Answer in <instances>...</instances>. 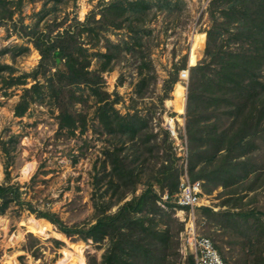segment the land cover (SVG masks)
<instances>
[{
    "label": "rangeland",
    "instance_id": "rangeland-1",
    "mask_svg": "<svg viewBox=\"0 0 264 264\" xmlns=\"http://www.w3.org/2000/svg\"><path fill=\"white\" fill-rule=\"evenodd\" d=\"M110 1L24 0L18 6L17 2L9 0L3 6L6 15L0 19V64L11 67L0 71V184H18L20 197L12 200L4 211L0 206V264H61L66 251H70L71 261L75 263L79 257L78 246L83 248L84 264L93 261L103 264L110 238L97 242L82 234L63 232L64 236L59 237L52 233V230L61 232L53 223L49 224L47 233L31 231L29 217H36L43 224L49 221L32 212L28 204L56 213L68 226L88 227L104 213V208L106 213L116 212L126 200L140 195L148 184H152L161 197L169 194L167 188L163 190L157 182L162 177L161 165L167 162L164 161L167 153L163 143L166 131L172 143L174 165L180 172L179 182L184 168L189 169L192 150L187 132L188 93L194 67L191 63L197 61V65L211 60L207 52L208 30L214 22L209 9L211 0H172L167 9L153 6L144 21L133 16L124 20L123 28L109 26L107 30L97 29L98 37L87 31L80 36L89 55L88 69L93 71L99 72L106 60L100 52L106 51L107 39L120 44L122 49H117L118 53L113 56L112 68L101 71L103 89L109 94L110 105L120 115L137 112L148 117L149 126L142 132L144 139L145 135L153 134L148 137L154 146L152 151L143 147L139 136L132 139L129 134L106 131L98 117V108L105 102L88 83L73 85L75 96L61 99L65 108L80 114H74L77 128L61 127L59 101L52 95L47 77L57 67H64V59L58 56L57 67L52 66L43 73V67L39 68L42 54L34 45L33 35L27 33L38 31L55 36L65 28L80 32L82 27L75 25L74 19L85 20L92 11L100 18L104 2ZM227 30L221 37L225 48L246 46L233 34V24ZM200 32L206 33V39L202 46H199L202 40L197 46L198 38L202 39ZM184 66H191L189 80L180 78V69ZM35 70L45 87L26 113L17 116L15 109L24 87H30L35 80L28 76L26 85H8L6 81L11 80V76L31 75ZM261 72L264 78V64ZM76 96H80L78 101H75ZM178 115L183 118V124L175 121L183 137V150L177 146V140L171 138L167 124L168 117ZM137 146L139 151L136 152ZM109 149L121 153L126 169L134 170V177L125 176L126 183L119 175L107 173L112 158L108 157ZM259 151L255 158L257 163L264 161L261 155L264 149ZM218 162L214 161L210 168ZM29 163H34L35 167L29 176H23L22 170ZM214 189L210 196L208 193L205 196L203 186L201 205L196 212L202 205L227 212L212 216L211 220L198 212L199 231L214 240L229 264H264V173H253L239 183L218 185ZM174 194L168 202L176 206ZM161 201L158 204L168 215L160 212L155 215V221H158V228L168 229L170 235L167 250L156 255L155 261L193 264L192 258L181 252V232L187 224L182 208L178 205L177 209L165 207ZM248 210L254 214L247 220L230 217V212ZM189 213L187 210L186 215Z\"/></svg>",
    "mask_w": 264,
    "mask_h": 264
},
{
    "label": "trees",
    "instance_id": "trees-1",
    "mask_svg": "<svg viewBox=\"0 0 264 264\" xmlns=\"http://www.w3.org/2000/svg\"><path fill=\"white\" fill-rule=\"evenodd\" d=\"M8 1L0 0V19L5 18L6 11L2 9ZM10 1L17 2L18 6L24 2V0ZM104 3L100 18H97L96 12L92 11L85 20L74 19V24L82 27L80 32L65 28L55 36L38 31L27 34L33 35L34 45L42 54L39 68L43 67V73L49 71L52 66L57 67L55 62L58 56L64 59V67H57L56 71L50 72L47 77L51 93L59 101L61 127L77 128L74 114H78L65 108L61 104V99L70 95L75 96L74 90L71 89L73 85L88 83L93 92L99 95V99L105 102L98 108V117L104 123L106 131L114 134H129L132 139L139 136L143 140L141 142L143 147L152 151L154 146L150 144L148 137H152L153 134L145 135L144 139L142 132L149 126L148 117L137 112L120 115L110 105L109 94L103 89L104 79L101 71L112 68L110 63L113 56L118 53L117 49L121 48L120 44H113L107 39L106 51L100 52L106 60L98 72L88 69L89 55L86 54L87 48L82 44L80 36L83 31H87L91 34L95 33L94 37H98L97 29L103 31L109 26L123 28L124 20L133 16L144 21L150 15L153 6L167 9L166 7H170L173 1L157 0L154 3L152 0H111L109 3ZM209 9L214 20L208 30L207 43V52L211 60L197 65H195L197 61L191 63L194 67L191 69L187 122L192 150L188 173L193 180L205 179L208 184L210 182L209 185L204 182L207 191L218 185L228 186L239 183L253 173H264V161L259 163L255 161L257 152L264 149V78L261 72L264 64L262 55L264 0H211ZM9 15L11 16L12 13ZM230 24L235 28L233 34L242 39L246 46L240 45L235 49L225 48L221 37L224 30L228 31ZM199 34L202 39L198 38L197 46L200 40L203 42H200L199 46H202L206 33ZM10 67L9 64H0V71ZM35 71L31 75L11 76V80L6 81L8 85H26L28 76H33L35 80L30 87H24L20 102L15 109L17 116L26 113L31 103L38 100L45 87L38 79V70ZM76 97L75 101H78L80 96ZM83 123L85 128L86 121L84 120ZM165 134L163 143L167 157L164 161L167 162L162 163L160 169L162 177L158 178L157 182L161 184L163 190L167 188L171 196L179 188L180 172L174 165L175 156L173 157L169 134L167 131ZM257 140L261 142L258 143ZM138 148L139 146L136 152L139 151ZM141 150L144 152L142 148ZM112 151L114 150L108 151V157L112 158L111 169L107 173L119 175L120 179H123L122 182L126 183L125 176L134 177V170H127L121 153ZM214 161L219 162L210 168ZM148 185L140 195L121 204L116 212L106 213L104 208V213L99 214L96 221L88 227L68 226L56 213L38 210L32 204L28 206L32 212L55 224L58 230L66 235L82 234L85 238L90 237L97 242L105 237L110 238L103 254V264H159V261H155L156 255L167 250L170 233L168 229L158 228L155 215L160 212L167 215L168 213L158 204L162 197L153 189L152 184ZM19 194L18 184H0L1 211H4L12 200L19 199ZM163 203L165 207L175 206L168 201ZM198 210L201 216L206 214L210 220L212 216L227 212L215 211L214 208L206 205L200 206ZM230 213L231 218L247 220L254 211ZM223 258L226 260L225 256ZM191 262L193 263L192 260ZM89 264L97 263L93 261Z\"/></svg>",
    "mask_w": 264,
    "mask_h": 264
},
{
    "label": "built area",
    "instance_id": "built-area-1",
    "mask_svg": "<svg viewBox=\"0 0 264 264\" xmlns=\"http://www.w3.org/2000/svg\"><path fill=\"white\" fill-rule=\"evenodd\" d=\"M190 69L191 66L189 68L183 67V69H180V78L189 80ZM168 128L171 132V138L177 140V146L180 147V150H183L182 144L184 141L182 135L178 132L176 127L173 128L168 124ZM184 137L186 142V136ZM188 174V168L186 166L181 174L179 188L174 194L176 206L178 205L182 208L183 220H187V224H185L181 232V252L185 257L190 256L193 260V264H229L221 255L214 240L199 231L196 209L201 205L203 180H193ZM169 198L170 195L168 193L162 196L161 202L163 206H165L163 201H168ZM176 206H174L175 209H177ZM187 210L190 211V213L186 215Z\"/></svg>",
    "mask_w": 264,
    "mask_h": 264
},
{
    "label": "bare ground",
    "instance_id": "bare-ground-1",
    "mask_svg": "<svg viewBox=\"0 0 264 264\" xmlns=\"http://www.w3.org/2000/svg\"><path fill=\"white\" fill-rule=\"evenodd\" d=\"M171 102V101H169ZM184 113V112H183ZM181 118V119H180ZM179 120V122L181 124H183V118L178 115L176 118H173V117H168L167 118V124L171 125L173 128L176 127V123L175 121ZM34 163H29L27 164L24 168H23V176H29L30 173L32 172V170L34 169ZM1 177V175H0ZM203 197V196H202ZM182 213V212H181ZM45 219V218H44ZM47 220V219H46ZM1 221V220H0ZM49 220H47L48 222ZM28 224L30 226V230L31 231H39V232H42V233H47V231L49 232L50 231V227H49V224H51V222L49 221L48 224H43L42 221L36 217H29L28 219ZM52 233H54L55 235L57 236H64V234L62 232H58V231H55V230H52ZM21 234V233H20ZM13 240V239H12ZM9 241V240H8ZM78 244V243H77ZM76 244V245H77ZM78 260L74 263L71 261V257H72V254L70 253V251H66L65 253V256L60 260V263L61 264H84L85 263V256L83 254V248L81 246H78ZM77 250V251H78ZM5 261V260H4ZM18 263V262H17ZM3 264H6V263H3ZM9 264H16V263H9Z\"/></svg>",
    "mask_w": 264,
    "mask_h": 264
},
{
    "label": "crops",
    "instance_id": "crops-1",
    "mask_svg": "<svg viewBox=\"0 0 264 264\" xmlns=\"http://www.w3.org/2000/svg\"><path fill=\"white\" fill-rule=\"evenodd\" d=\"M201 180H203V179H201ZM203 186H204V190H205L204 195L206 196L207 193H208V196H210V195H211V190H210V191H207V190L205 189L204 180H203ZM214 188H215V187H213L212 190H213ZM214 190H216V189H214ZM214 190H213V192H214ZM202 194H203V193H202Z\"/></svg>",
    "mask_w": 264,
    "mask_h": 264
}]
</instances>
